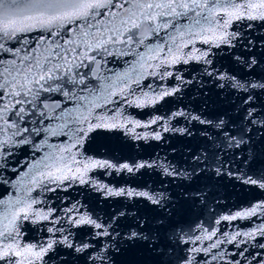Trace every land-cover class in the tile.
Wrapping results in <instances>:
<instances>
[{"label": "snow or ice", "instance_id": "1", "mask_svg": "<svg viewBox=\"0 0 264 264\" xmlns=\"http://www.w3.org/2000/svg\"><path fill=\"white\" fill-rule=\"evenodd\" d=\"M244 19L264 21V0H0V173L5 176L0 186L11 185L16 193L11 200L0 198V237L14 240L21 218L49 219L52 210L47 214L33 211V205L40 202L32 197L37 188L55 192L57 188L49 185L59 186L69 179L88 183L86 174L95 168L133 176L151 171L169 184L178 181L183 190L173 198L167 189L148 186L95 187L107 197L143 201L153 210L152 216L120 211L107 222L90 216L69 217L73 226H90L92 238L76 243L69 233L38 250L29 245L24 251L40 261L59 244L70 250L68 255L86 256L89 264H117V257L126 250L143 247L151 258L149 264H199L197 254H202L203 264L225 261L226 256L225 264H264V242H260L264 225L251 231H225L214 240L215 228L201 224L193 228L188 219L194 208L206 205L213 184L226 177L264 189V67L253 51L256 42L250 38L245 42L241 31H229L233 21ZM197 39L210 47H193L185 53ZM237 45L247 53L233 56L242 74L217 68L210 58L211 48ZM190 61L204 65L202 76L211 81L219 104L209 112L205 93L199 110L185 108L156 117L151 124H158L161 131L150 138L159 141L162 132L178 133L195 140L194 148L188 147L180 161L167 155L129 162L89 159L73 171L69 161L75 163L74 148H83L102 129L123 126L98 109L118 103L114 99L118 96L124 103L144 107L176 95L191 81L175 75L179 81L175 87L157 90L149 84L152 96L143 90L142 81L148 76L173 77L167 68ZM137 91L141 98H128ZM173 119H183L185 125L176 127ZM53 137L68 140L53 144L49 142ZM24 148L31 161L25 165L29 171L20 173L11 158ZM8 172L16 174V179ZM258 209H264V202L223 215L215 224L250 218ZM122 219L128 223L121 225ZM195 230L201 234L193 236ZM49 231L55 235L64 229ZM203 241L211 243L191 247ZM249 243L260 251L249 255ZM224 244L235 249L230 256L213 252ZM18 248L6 243L0 248V260L22 255Z\"/></svg>", "mask_w": 264, "mask_h": 264}, {"label": "water", "instance_id": "2", "mask_svg": "<svg viewBox=\"0 0 264 264\" xmlns=\"http://www.w3.org/2000/svg\"><path fill=\"white\" fill-rule=\"evenodd\" d=\"M233 2L244 3L246 0H233ZM252 2L259 3L261 0H252ZM248 24H252L253 27L251 29L247 28ZM229 31H241L244 34L245 42L249 38L256 42V47L253 51L262 62L261 66L264 67V48H261V43L264 42V21L247 19L233 21ZM193 47L205 50L210 46L200 43L197 39L196 43L194 45L190 44L188 48L184 49V52H189ZM211 53L210 58L217 68L223 66V68L235 71L237 74H242L244 71L233 63V56L247 55L241 46L237 45L234 49H228L223 46L219 49L211 48ZM202 67H204L202 63L195 61H190L188 64L178 63L166 69V71L174 73L173 77L164 80L158 77H146L142 81V87L144 91H149L150 96L153 93L147 88L149 84L157 90L175 87L179 84V81L174 78L175 75L182 76L185 81H191V83L181 86V91L176 93V95L165 97L158 103L137 107L135 103H124L123 99L118 96L114 98L118 103L108 104L105 108L98 109V112H106L109 117H114L123 126L113 130L102 129L93 134V137L83 148H74L71 155H74L75 163L69 161L73 171L76 168H82L83 164L89 159L114 160L115 158L121 162H129L132 160H151L157 156L163 159L167 155L175 161H180L188 147L194 148L196 146V141L186 139L173 132H162V139L159 141L151 139L150 137L154 132L161 131L160 126L151 124V121L156 117H168L176 110L185 108L199 110L203 106L205 93H207L209 112L212 111L214 106L219 104L211 81L206 76H202ZM160 71H165V69ZM257 74H261L259 70H257ZM202 79L204 81L203 84H201ZM132 87L135 88L136 86L133 85ZM128 98L137 100L141 98V93L137 91L135 96ZM171 123L176 127L185 125L183 119H180L179 122L173 119ZM137 124H150L151 126L137 127ZM146 135L149 138L145 139ZM137 136L141 138L137 139ZM67 140V137H53L50 138L49 142L61 144L67 142ZM173 148L176 149L175 153L172 151ZM30 161L31 154L27 148L19 150L11 158L13 166L19 165L18 172L20 173L29 171L25 165ZM7 175L16 179V174L12 172H8ZM85 178L89 181L85 184H81L79 180L69 179L59 186L49 185V187L57 188L55 192H41L39 188L33 191L32 197L40 201L33 205V211L47 214L52 210L51 215L48 220H39L38 222H34V220L38 219L36 217H31L28 220L21 218L17 221V231L13 233L14 240L0 237V248H3L6 243L14 244V247L19 245L17 250L22 253L20 256L12 255L5 260H0V264H15L16 261L28 264L29 260L32 261V264H62V261L63 264H89L86 256L68 255L70 250L59 244L55 246L54 251L47 253L40 261L34 260L24 249L29 245H35L36 250H38L40 246H46L51 239H59L62 235L69 233L71 234V239L76 243L92 238L91 234L94 230L90 226H73L69 221V217L90 216L93 219L100 218L107 222L114 213L120 211L138 212L141 216L153 215V210L144 204L143 201L133 202L123 197H107L95 185L103 184L112 188L148 186L159 190L167 189L173 198L178 196L183 190L178 187V181L175 184H169L166 178L158 176L151 171H145L143 175L137 174L133 176L127 173L118 174L110 169L95 168L87 172ZM4 179V174L0 173V182ZM162 180L164 183H162ZM0 193H3L0 198L4 200H11L16 194L11 185H8L7 188L0 186ZM261 202H264V189L226 177L213 184L206 205L203 207L198 205L194 208L189 213L188 219L193 228H195L196 224H201L210 229L215 228L217 230V237L213 238L215 240L220 236V233L225 231L228 233L251 231L258 226L264 225V209H258L256 215L247 219H237L230 222L222 221L219 225L215 224V220L223 215L244 211ZM2 207L0 206V209ZM120 223L121 225L127 224L128 220L122 219ZM53 227L62 228L64 232H56L53 235L49 231ZM0 231H3L2 223H0ZM198 234H201L199 230L193 231V236ZM260 242H264V239H261ZM210 243L211 241L196 242L191 244V247H204ZM247 246L250 248L249 255L254 251H260L259 249H253L251 243ZM185 247H188V245H185ZM216 251H223L230 256L235 249L232 245L224 244L220 250H213V252ZM201 255L197 254L199 264H203V261L200 260ZM228 258L226 256L225 261ZM232 258L234 259L235 257ZM150 259L146 248L137 247L128 249L119 255L117 264H149ZM225 261L217 259L216 261H209V264H225Z\"/></svg>", "mask_w": 264, "mask_h": 264}]
</instances>
